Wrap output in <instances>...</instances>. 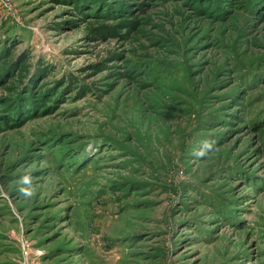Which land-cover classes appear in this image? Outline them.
Returning <instances> with one entry per match:
<instances>
[{
	"label": "rangeland",
	"instance_id": "obj_1",
	"mask_svg": "<svg viewBox=\"0 0 264 264\" xmlns=\"http://www.w3.org/2000/svg\"><path fill=\"white\" fill-rule=\"evenodd\" d=\"M0 264H264V0H0Z\"/></svg>",
	"mask_w": 264,
	"mask_h": 264
},
{
	"label": "clouds",
	"instance_id": "obj_2",
	"mask_svg": "<svg viewBox=\"0 0 264 264\" xmlns=\"http://www.w3.org/2000/svg\"><path fill=\"white\" fill-rule=\"evenodd\" d=\"M212 147H213L212 142L204 141V142H202V150L200 152L196 153V155L197 156H203L205 154V152L212 149Z\"/></svg>",
	"mask_w": 264,
	"mask_h": 264
}]
</instances>
